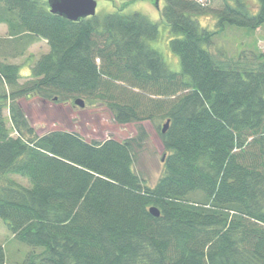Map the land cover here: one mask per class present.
<instances>
[{"label": "trees", "instance_id": "16d2710c", "mask_svg": "<svg viewBox=\"0 0 264 264\" xmlns=\"http://www.w3.org/2000/svg\"><path fill=\"white\" fill-rule=\"evenodd\" d=\"M135 1L72 21L47 0H0L9 38L50 47L23 83L20 65L0 60V219L34 248L19 264H264V52L242 66L210 50L229 25L263 26L264 0L256 13L224 0L216 29L200 24L206 2L165 0L180 72L148 42L158 24L124 12ZM34 95L99 102L121 124L169 120L164 174L150 186L134 169L143 124L124 140L39 134L19 103Z\"/></svg>", "mask_w": 264, "mask_h": 264}, {"label": "rangeland", "instance_id": "374dc122", "mask_svg": "<svg viewBox=\"0 0 264 264\" xmlns=\"http://www.w3.org/2000/svg\"><path fill=\"white\" fill-rule=\"evenodd\" d=\"M245 1L251 12L258 11L259 0ZM97 2L96 11L99 15L112 12L123 3L122 0H97ZM155 3L156 0H137L128 5L124 12H141L158 24L157 37L148 42L160 52L170 69L180 72L182 70L180 57L170 47L173 34L161 13L165 0H157L158 4ZM223 4L224 0H207L206 5L210 7V11L199 16L200 24L209 29H216V10L220 9ZM26 40L14 41L9 38L7 25L0 24V60L20 65V83L28 79L31 66L38 58L50 50L45 39L36 38L30 44H27ZM210 50L220 61H236L242 66H254L257 63L255 55L260 51L264 52V25L257 29L229 25L215 36ZM74 100L58 102L34 95L21 97L19 103L39 134L49 130L63 129L78 132L89 141H100L109 137L124 140L136 135L138 125L143 124L148 132V139L137 156L134 169L146 180L147 184L154 186L165 172L166 151L161 129L166 121L145 120L141 123L121 124L115 121L107 106L86 100V106L80 107L74 103ZM3 113L7 125L11 126L9 110L6 108ZM12 177L24 185H30L27 178L19 175H12ZM0 244L4 246L8 264L21 263L34 249L29 244L15 238L2 219H0ZM36 250L39 251L41 248H36Z\"/></svg>", "mask_w": 264, "mask_h": 264}, {"label": "water", "instance_id": "95a60500", "mask_svg": "<svg viewBox=\"0 0 264 264\" xmlns=\"http://www.w3.org/2000/svg\"><path fill=\"white\" fill-rule=\"evenodd\" d=\"M49 9L52 13L59 14L69 20L78 21L82 18L91 17L97 14V0H47ZM157 0H156V3ZM57 98H55L56 100ZM76 105L85 107L86 102L82 97L74 100ZM170 121L167 120L162 127V132L165 133L168 129ZM164 160V157H163ZM150 212L158 217L161 212L156 206L150 208Z\"/></svg>", "mask_w": 264, "mask_h": 264}, {"label": "built area", "instance_id": "2783aa9c", "mask_svg": "<svg viewBox=\"0 0 264 264\" xmlns=\"http://www.w3.org/2000/svg\"><path fill=\"white\" fill-rule=\"evenodd\" d=\"M199 1H201V2H206L207 0H199Z\"/></svg>", "mask_w": 264, "mask_h": 264}]
</instances>
